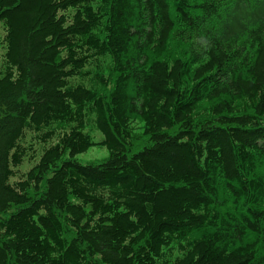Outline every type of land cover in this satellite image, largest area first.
<instances>
[{"label": "trees", "instance_id": "1", "mask_svg": "<svg viewBox=\"0 0 264 264\" xmlns=\"http://www.w3.org/2000/svg\"><path fill=\"white\" fill-rule=\"evenodd\" d=\"M0 264H264V0H0Z\"/></svg>", "mask_w": 264, "mask_h": 264}, {"label": "rangeland", "instance_id": "2", "mask_svg": "<svg viewBox=\"0 0 264 264\" xmlns=\"http://www.w3.org/2000/svg\"><path fill=\"white\" fill-rule=\"evenodd\" d=\"M94 135L97 141L102 139V135L100 132H95ZM108 156H109V152L105 147L93 146L88 151L79 154L77 158L82 163H88L94 161H102Z\"/></svg>", "mask_w": 264, "mask_h": 264}]
</instances>
